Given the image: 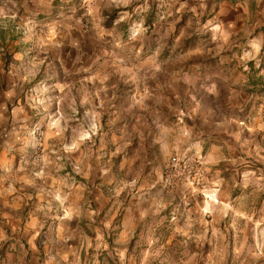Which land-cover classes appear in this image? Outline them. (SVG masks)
<instances>
[{
	"label": "rangeland",
	"instance_id": "rangeland-1",
	"mask_svg": "<svg viewBox=\"0 0 264 264\" xmlns=\"http://www.w3.org/2000/svg\"><path fill=\"white\" fill-rule=\"evenodd\" d=\"M221 2L62 0L1 39L21 48L4 58L35 113L33 157L77 177L76 158L117 166L125 145V176L156 190L135 264H264V33L213 24Z\"/></svg>",
	"mask_w": 264,
	"mask_h": 264
},
{
	"label": "crops",
	"instance_id": "crops-1",
	"mask_svg": "<svg viewBox=\"0 0 264 264\" xmlns=\"http://www.w3.org/2000/svg\"><path fill=\"white\" fill-rule=\"evenodd\" d=\"M61 1L0 0V9L7 8L0 19V264H135L147 221L158 212V197L153 185L125 176L131 165L126 146L108 156L117 166L101 167L98 161L85 167L81 159L79 168L76 158L77 177L57 173L60 169L52 173L46 156L30 154L35 113L22 105L14 65L4 58L17 60L21 48L1 39L27 8L40 14ZM253 6L248 0H222L213 24L220 18L258 34L264 18L260 9L256 19ZM51 128L45 127L46 138ZM47 144L43 154L51 150Z\"/></svg>",
	"mask_w": 264,
	"mask_h": 264
},
{
	"label": "trees",
	"instance_id": "trees-1",
	"mask_svg": "<svg viewBox=\"0 0 264 264\" xmlns=\"http://www.w3.org/2000/svg\"><path fill=\"white\" fill-rule=\"evenodd\" d=\"M260 32H263L264 33V26L261 28ZM263 50H264V42H263ZM251 64H253V63H251ZM252 86L256 87V86H258V84L257 83L256 84L255 83H252ZM251 92H254V91H251Z\"/></svg>",
	"mask_w": 264,
	"mask_h": 264
},
{
	"label": "built area",
	"instance_id": "built-area-1",
	"mask_svg": "<svg viewBox=\"0 0 264 264\" xmlns=\"http://www.w3.org/2000/svg\"><path fill=\"white\" fill-rule=\"evenodd\" d=\"M35 133V132H34ZM37 134V133H36ZM38 136H41V134L40 133H38ZM172 164H173V166H175L176 164H177V158L176 157H173V159H172Z\"/></svg>",
	"mask_w": 264,
	"mask_h": 264
},
{
	"label": "clouds",
	"instance_id": "clouds-1",
	"mask_svg": "<svg viewBox=\"0 0 264 264\" xmlns=\"http://www.w3.org/2000/svg\"><path fill=\"white\" fill-rule=\"evenodd\" d=\"M135 32H132L131 36L129 37L130 40L135 39ZM75 47V45H73Z\"/></svg>",
	"mask_w": 264,
	"mask_h": 264
}]
</instances>
